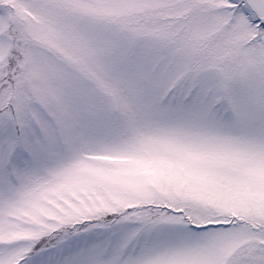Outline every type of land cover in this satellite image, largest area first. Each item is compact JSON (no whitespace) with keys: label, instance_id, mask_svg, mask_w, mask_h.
I'll use <instances>...</instances> for the list:
<instances>
[{"label":"snow or ice","instance_id":"snow-or-ice-1","mask_svg":"<svg viewBox=\"0 0 264 264\" xmlns=\"http://www.w3.org/2000/svg\"><path fill=\"white\" fill-rule=\"evenodd\" d=\"M0 264H264V0H0Z\"/></svg>","mask_w":264,"mask_h":264}]
</instances>
